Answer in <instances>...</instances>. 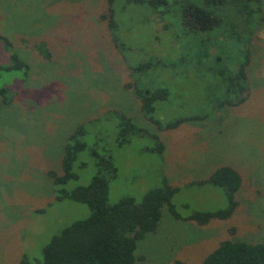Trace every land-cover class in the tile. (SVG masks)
<instances>
[{
    "label": "rangeland",
    "instance_id": "obj_1",
    "mask_svg": "<svg viewBox=\"0 0 264 264\" xmlns=\"http://www.w3.org/2000/svg\"><path fill=\"white\" fill-rule=\"evenodd\" d=\"M146 6L117 8L122 50L101 18L108 11L107 0H0V34L12 42L6 48L0 41V66L11 61L12 52L28 65V70L0 74V87H14V100L0 103V264H21L22 255L29 264H38L54 234L90 214L85 204L58 200L47 174L50 169L62 172L68 136L80 124L86 127L88 147H96L99 156L111 155L118 168L110 182L112 202L124 195L140 199L163 183L164 174L179 187L172 201L185 217L228 203L221 187L194 181L222 165L243 177L240 204L229 219L214 218L201 226L174 217L165 207L157 231L138 242L136 255L147 264H200L224 240L264 242V22L252 39L246 100L218 108L213 99L221 95L208 96L212 77L204 70L187 63L153 64L144 72L135 68L148 60L156 63L162 55L179 57L182 44L196 40L201 45L205 39V32L182 35L175 19H164ZM41 41L47 42L51 58L36 50ZM212 49L206 48L210 54ZM133 81L142 88L168 87L169 99L158 100L150 115L131 91ZM115 111L157 134L164 152L153 150L157 141L149 134L121 144ZM190 116L200 118L163 127ZM95 161L89 149L82 151L74 165L78 177L65 187L88 183Z\"/></svg>",
    "mask_w": 264,
    "mask_h": 264
},
{
    "label": "trees",
    "instance_id": "obj_2",
    "mask_svg": "<svg viewBox=\"0 0 264 264\" xmlns=\"http://www.w3.org/2000/svg\"><path fill=\"white\" fill-rule=\"evenodd\" d=\"M107 2L108 11L103 13L101 18L108 21L114 43L122 50L125 44L117 34L120 21L118 24L116 13L117 8L125 11L130 4H148L146 10L151 8L167 20L168 16H171L177 22L176 30L185 33L182 35L205 32V39L201 45L196 40H190L187 45L180 46L182 50L179 57L162 55L163 57L157 58L156 63L149 60L140 62L142 64L135 67L138 71L144 72L153 64L180 66L187 63L195 71L204 70V75L212 77V81L207 83L206 90L208 96L216 93L221 95L213 99L218 108L237 106L246 100L243 93L248 90L247 68L251 62L252 39L256 29L264 22V0H107ZM170 24L174 29L176 25L171 22ZM172 35V38L176 37L173 30ZM177 38L179 40L180 36ZM0 41L6 48L12 45L11 40L2 34ZM210 45L213 48L211 54L206 50ZM35 47L45 58H51L52 53L46 41L35 44ZM172 48L176 50V46ZM234 64L238 67L233 68L231 65ZM21 68L28 70V65L12 52L11 61L5 66H0V74L2 70ZM203 78L206 80V77ZM129 86L150 115L156 108V102L169 99L171 92L165 86L142 88L134 81ZM13 88L7 85L0 87V103L9 105L14 100V96L11 95ZM115 114L119 121L118 140L121 144L129 142L135 135L149 134L157 141L153 150L160 154L164 152L165 145L157 134L134 123L130 117L119 111H115ZM198 118L200 117L181 118L163 124V127L175 128L182 122ZM159 124L161 125V122ZM85 130V125L80 124L68 136L62 154V172L50 169L47 174L53 179L58 200L68 198L85 204L89 207L90 214L67 224L54 234L43 247V257L37 260L38 264H147L143 256L136 255L138 242L145 238L146 234L157 231L165 207L176 218L193 220L201 226H207L214 218L229 219L240 204L237 194L242 189L243 177L237 169L229 165L219 166L208 178L194 181L213 183L224 190L228 200L227 206L215 211L193 210L184 217L172 201L179 187L171 185L164 174L163 183L147 190L140 199L133 195H124L112 202L110 182L117 176L118 168L111 155L99 156L96 154V147L94 149L88 147L84 140ZM86 149L95 155L96 172L88 183L68 190L65 185L78 177L74 165L80 153ZM21 264H29L27 255L21 256ZM175 264L184 262L176 260ZM200 264H264V242L224 240Z\"/></svg>",
    "mask_w": 264,
    "mask_h": 264
}]
</instances>
